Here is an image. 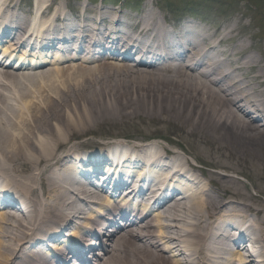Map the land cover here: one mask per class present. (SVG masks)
<instances>
[{"label":"bare ground","instance_id":"obj_1","mask_svg":"<svg viewBox=\"0 0 264 264\" xmlns=\"http://www.w3.org/2000/svg\"><path fill=\"white\" fill-rule=\"evenodd\" d=\"M16 2L4 0L0 8L5 37L14 30L26 34L33 22L32 10L23 15ZM38 2L47 4L42 19L50 8L53 15L40 20L42 30L31 42L34 65L6 61L15 55L11 47L0 62V185L12 191L7 196L0 188V264H76V258L91 264L97 244L103 252L96 264H218L226 254L225 264H247L257 262L254 252L264 264V201L239 176L240 165H247L255 173L248 177L264 179L259 44L249 42L242 26L221 23L212 30L187 17L168 19L152 3L133 15L115 6L80 5L74 12L70 0ZM57 45L62 53L50 61ZM75 58L74 64L61 62ZM114 127L116 137L123 131L168 146L153 142V153L149 145L129 142V151L119 140L87 138L98 131L110 136ZM93 147L103 152L104 163L121 148L115 157L120 169L163 171L169 182L182 179L184 191L168 196L162 187L153 195L157 199L163 190L167 198L155 210L122 199L100 217L86 216L85 197L100 200L102 207L109 203L105 189L121 198L129 184L126 174L100 173L92 159L80 172L67 166L85 161L83 154L95 155L87 150ZM145 170L130 191L132 199L148 196L153 174L143 177ZM189 184L193 191L183 187ZM81 216L86 221L77 226ZM244 225L239 233L236 227ZM64 228L70 237L62 235ZM110 228L107 244L93 242ZM60 237L64 240L49 241ZM30 240H44V249L52 252L22 250Z\"/></svg>","mask_w":264,"mask_h":264},{"label":"rangeland","instance_id":"obj_2","mask_svg":"<svg viewBox=\"0 0 264 264\" xmlns=\"http://www.w3.org/2000/svg\"><path fill=\"white\" fill-rule=\"evenodd\" d=\"M81 1L84 2L85 0H81ZM129 1L131 2L129 3ZM150 1H152L153 2L152 4L158 8L162 7L161 5L162 3H160V5L158 4L159 2L162 1L163 4L167 3L171 5L173 10L171 15L173 17L171 18L168 17L165 9H163L162 12L164 17L166 16L167 18L170 19L176 16H180V17L191 16L195 18L198 22L204 23L212 30L216 28L218 24L221 23H226L230 26H235L237 28H240L242 26L243 29L245 30L244 33L246 37H249V42L258 43L259 46L261 47V51L264 53V0H144L141 2L142 7L144 8V6L147 7L151 6ZM78 4H79L78 1H73V6L76 5L78 6ZM122 4H124L127 7V8L123 7L125 8L124 11L127 10L126 13H130L129 11H131L132 7L135 6V0H128ZM24 6L26 7V4ZM142 7L140 10L141 12L143 11ZM251 35H253L252 38ZM254 53L260 54L258 51H255ZM98 132H96L95 135H90L87 138L90 139L91 141H97L99 143H103L105 141H108L109 139L116 138V134L119 133V130L116 129V127H114L112 130L108 131L110 133V136L103 134L101 135ZM121 133H122L121 137L124 136L125 138L128 139L143 141V139L140 137H136V138L131 137L126 133H124L123 131ZM88 139H83V140H88ZM160 145L168 146V144L164 141H160ZM180 153L184 159H190L195 161V158L190 154H184L183 152ZM198 161L200 164L205 162L203 159H199ZM203 166L206 165L203 163ZM239 169L242 170L243 172L242 173L243 175H239L240 179L243 181V183L247 185V188L249 189L250 193H252L255 197L258 196V199H260L263 202L264 179L248 177V175H255V173L247 165H240ZM194 174L201 176L200 172H196V173L194 172ZM245 177H248L249 179ZM258 182H260L259 187L257 185ZM87 200H89V198H87ZM87 203L89 204V208L90 206L96 208L97 206H100L99 203L96 202L87 201Z\"/></svg>","mask_w":264,"mask_h":264}]
</instances>
